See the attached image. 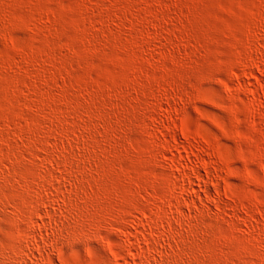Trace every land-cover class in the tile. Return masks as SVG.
Listing matches in <instances>:
<instances>
[{"label": "rangeland", "instance_id": "obj_1", "mask_svg": "<svg viewBox=\"0 0 264 264\" xmlns=\"http://www.w3.org/2000/svg\"><path fill=\"white\" fill-rule=\"evenodd\" d=\"M262 84L264 0H0V264H264Z\"/></svg>", "mask_w": 264, "mask_h": 264}, {"label": "bare ground", "instance_id": "obj_2", "mask_svg": "<svg viewBox=\"0 0 264 264\" xmlns=\"http://www.w3.org/2000/svg\"><path fill=\"white\" fill-rule=\"evenodd\" d=\"M249 33H250V32H249ZM249 33H248V35H249ZM145 43H146V42H145ZM257 77H258V76H257ZM19 78H20V77H19ZM259 79H260V78H259ZM261 83H262V82H261ZM262 85H264V84H262ZM159 120H160V119H159ZM170 126H171V125H170ZM170 126H169L168 128H171V127H172V126H171V127H170ZM174 129H175V128H174ZM169 130H170V129H169ZM169 130H168V131H169ZM165 132L167 133V129H166ZM169 132H170V131H169ZM169 132H168V133H169ZM172 132L174 133L175 131L172 130ZM166 133H164V134H166ZM169 135H171V134L169 133V134L166 135V136H169ZM18 136H19V135H18ZM173 136H174V137H178L177 134H176V135L173 134ZM173 136H172V138H173ZM170 138H171V136H170ZM172 138H171V140H172ZM173 140H176V139H173ZM173 140H172V141H173ZM175 142H177V141H175ZM178 143H179V142H178ZM183 143H184V142H183ZM183 143H181V144L183 145ZM176 144H177V143H176ZM182 145H180V143H179V146H182ZM187 145H188V144H187ZM170 146H171V144H170ZM172 147H173V146H172ZM183 147H184V149H185V146H184V145H183ZM182 149H183V148H182ZM188 149H190V148H188ZM48 150H49V149H48ZM178 150H179V149H178ZM180 150H181V148H180ZM46 151H47V150H46ZM181 151H182V150H181ZM188 151H189V150H188ZM48 152H49V151H48ZM191 153H192V152H191ZM188 154H189V152H188ZM192 154H193V153H192ZM202 166H203V168H204L205 175L202 174V173L200 172V170H198L197 168H196V170L194 169L195 167H194V168L192 167V168L194 169V171H197L196 173L198 174V177H199L201 180L204 181V180L206 179V181H208V179H210V172L212 173V171H210V169L212 170V168H210L211 165H210L209 162H207L206 160L202 159ZM69 174H70V173H69ZM73 174H74V173H73ZM71 177H72V176H71ZM198 177H197V178H198ZM72 178H73V177H72ZM212 181H213V180H212ZM76 182H77V181H76ZM120 183H121V182H120ZM214 183H215V182H214ZM48 184H49V183H48ZM139 184H140V183H139ZM137 185H138V184H137ZM24 187H25V186H24ZM31 187H32V186H31ZM102 187H103V186H102ZM216 187H217V188L219 187V184H218V183L216 184ZM206 188H207V187H206ZM208 188H209V187H208ZM29 189H30V188H29ZM205 190H206V189H205ZM208 190H209V189H208ZM219 190H220V189H219ZM208 192H209V191H208ZM208 192H207V193H208ZM97 193H98V192H97ZM205 194H206V193H205ZM210 194H211V192H210ZM207 195H208V194H207ZM18 197H19V196H18ZM154 197H155V196H154ZM16 199H17V201L19 200V198H16ZM61 199H62V198H61ZM106 199H107V198H106ZM22 200H23V199H22ZM70 200H71V199H70ZM75 200H76V199H75ZM107 200H108V199H107ZM107 200H106V201H107ZM110 200L113 201L112 199H110ZM121 200H122V199H121ZM124 200H125V199H124ZM124 200H123V201H124ZM172 200H173V199H172ZM13 201H14V200H13ZM15 201H16V200H15ZM15 201H14V203H15ZM19 201H20V200H19ZM72 201H73V200H72ZM74 202H75V201H74ZM124 202H125V201H124ZM124 202H122V203H124ZM156 202H157V201H156ZM158 202H159V201H158ZM158 202H157V203H158ZM18 203H19V202H18ZM114 203H115V201H114ZM20 204H21V203H20ZM20 204H19V205H20ZM109 204H111V203H109ZM119 204H120V202H119ZM125 204H126V203H125ZM15 205H16V204H15ZM111 205H112V204H111ZM117 205H118V204H117ZM121 205H122V204H121ZM158 205H159V206L161 205L160 207L162 208V205H163V204H161V201H160V203H158ZM158 205H155V206H156V208H158V210L161 211V208H160ZM17 206H18V205H17ZM33 206H34V205H33ZM122 206H123V205H122ZM157 206H158V207H157ZM141 207H142V206H141ZM141 207H140V208H141ZM143 207H144V206H143ZM163 207H164V205H163ZM17 208H18V207H17ZM106 208H107V207H106ZM119 208H120V207H119ZM148 208H149V207H148ZM156 208H155V209H156ZM164 208H165V207H164ZM33 209H34V208H33ZM78 209H79V208H78ZM120 209H122V208H120ZM124 209H125V207H124ZM127 209H128V207H127ZM146 209H147V208H146ZM177 209H178V208H177ZM162 210H163V211H161V214H162V212L164 213V212L166 211V210H164L163 208H162ZM19 211H21V210H19ZM38 211H39V210H38ZM119 211H121V210H119ZM23 212H25V210H24ZM36 212H37V211H36ZM39 212H40V211H39ZM78 212H79V211H78ZM85 212H86V211H85ZM156 212H157V210H156ZM30 213H31V212H30ZM40 213H41V212H40ZM48 213H49V212H48ZM109 213H110V212H109ZM111 213H113V212H111ZM123 213H124V212H123ZM123 213H122V214H123ZM125 213H126V212H125ZM125 213H124V214H125ZM129 213H130V212H129ZM158 213H159V211H158ZM50 214H51V213H50ZM73 214H74V213H73ZM161 214H159V215L161 216ZM164 214H165V213H164ZM164 214H162V215H164ZM27 215H28V214H27ZM31 215H32V214H31ZM31 215H30V217H31ZM80 216H81V215H80ZM85 216H86V215H85ZM112 216H113V215H112ZM160 216H159V217H160ZM27 217H28V216H27ZM115 217L118 218V219H120V217L122 218V215H121L120 213H118V214L115 215ZM125 217H126V216H125ZM125 217H124V218H125ZM77 218H78V217H77ZM88 218H89V215H88ZM112 218H113V217H112ZM192 218H193V217H192ZM81 219H82V218H81ZM86 219H87V218H86ZM122 219H123V218H122ZM53 222H54V221H53ZM57 222H58V221H57ZM140 222H141V221H140ZM142 222H143V221H142ZM63 223H64V222H63ZM150 223H152V222H150ZM23 224H24V223H23ZM80 224H81V223H80ZM148 224H149V223H148ZM155 224H156V223H155ZM25 225H26V224H25ZM68 225H69V224H68ZM50 226H51V225H50ZM152 226L154 227L153 223H152ZM152 226H151V227H152ZM25 227H26V226H25ZM29 227H30V226H29ZM45 227H46V226H45ZM67 227H68V226H67ZM153 227H152V228H153ZM30 228H31V227H30ZM30 228H29V229H30ZM47 228H48V227H47ZM71 228H72V227H71ZM71 228L68 229V231L71 230ZM93 228H94V227H93ZM154 228H155V227H154ZM154 228H153V229H154ZM27 229H28V227H27ZM27 229H26V230H27ZM31 229H32V228H31ZM31 229H30V230H31ZM58 229H59V228H58ZM73 229H74V228H73ZM131 229H132V228H131ZM155 229L158 231L157 228H155ZM30 230H29V231H30ZM50 230H52V229H50ZM61 230H62V229H61ZM156 230H155V231H156ZM33 231H34V230H33ZM35 231H36V230H35ZM41 231H42V230H41ZM26 232H27V231H26ZM26 232H25V234H26ZM30 232H31V231H30ZM30 232H29V233H30ZM52 232H53V231H52ZM63 232H64V231H63ZM69 232H70V231H69ZM71 232H72V233H69V234H71V236L73 235L74 237H76L75 239H77V240L79 239V241H80V240H83V239H81V236H82V235H81V234L79 235V233H78L77 230L74 229V230H72ZM79 232H80V231H79ZM139 232H140V231H139ZM66 233H67V231H66ZM157 233H158V232H157ZM27 234H28V233H27ZM27 234H26V235L22 234V235L25 237V236H27ZM34 234H35V232H34ZM42 234H43V233H42ZM67 234H68V233H67ZM67 234H66V235H67ZM83 234H84V233H83ZM145 234H146V233H145ZM22 235L20 236V238L22 237ZM31 235H33V233H31ZM49 235H50V234H49ZM51 235H52V234H51ZM85 235H86V234H85ZM143 235H144V234H143ZM160 235H161V234H160ZM28 236H30V234H29ZM28 236H27V237H28ZM43 236H44V235H43ZM47 236H48V235H47ZM53 236H54V235H53ZM57 236H58V235H57ZM67 236H68V235H67ZM67 236H66V238H67ZM69 236H70V235H69ZM71 236H70V237H71ZM149 236H150V235H149ZM10 237H11V236H10ZM16 237H17V236H16ZM33 237H34V236H32V238H33ZM35 237H36V234H35ZM35 237H34L33 239H35ZM41 237H42V236H41ZM50 237H51V236H50ZM60 237H61V236H60ZM83 237H84V236H83ZM143 237H144V236H143ZM22 238H23V237H22ZM22 238L19 239V237H18V238H17V240L19 239L18 242H20V240L22 241ZM28 238H31V236L28 237ZM56 238H57V237H56ZM62 238H63V237H62ZM68 238H69V237H68ZM68 238H67V239H68ZM125 238H126V237H125ZM125 238H124V239H125ZM149 238H150V237H149ZM171 238H172V237H171ZM24 239H25V238H24ZM24 239H23V240H24ZM36 239H37V238H36ZM44 239H45V238H44ZM47 239H48V238H47ZM67 239H66V240H67ZM70 239H71V238H70ZM75 239H73V240L75 241ZM68 240H69V239H68ZM46 241H47V240H46ZM49 241H50V242H49V244H50V243H52L53 240H52V241L49 240ZM61 241H62V240H61ZM71 241H72V240H71ZM71 241H69V242L72 244L74 241H73V242H71ZM84 241H85V240H84ZM165 241H166V240H165ZM22 242H23V241H22ZM37 242H38V241H37ZM47 242H48V241H47ZM47 242H46V243H47ZM53 242H54V241H53ZM55 242H56V241H55ZM67 242H68V241H67ZM81 242H82V241H81ZM86 242H87V240H86ZM142 242H143V241H142ZM185 242H186V241H185ZM40 243H41V242H40ZM42 243H43V242H42ZM56 243H57V242H56ZM61 243H62V242H61ZM79 243H80V242H79ZM132 243H134V242H132ZM132 243L129 241V239H128V240H125V241H124V244H123V245H124L123 247H126V248H128L129 250H132L133 247L136 246V245L134 246V244H132ZM151 243H152V242H151ZM22 244H23V243H22ZM43 244H44V243H43ZM52 244H53V243H52ZM52 244H51L52 247L49 245V248H50V247H51V248H54V249L56 248V252H57V254H58V259H59V261H60L59 264H60L61 262L64 263V264H67V263H68V260H67V258H66V256H65V255H67V254L65 253V250H64L63 245H61L60 247H58L59 244H58L57 246H54V245H52ZM154 244H155V243H154ZM27 245H28V244H27ZM40 245H41V244H40ZM40 245L37 244L36 246H37V247H40ZM67 245H69V243H68ZM182 245H183V244H182ZM41 246H42V245H41ZM142 246H143V245H142ZM142 246H141V247H142ZM37 247H36V248H37ZM67 247H68V246H67ZM84 247H85V246H84ZM141 247L139 246L138 249L136 250V252H137L136 255H137L138 258H139V256H140V257L144 256V252L147 251V250H145V247H143L145 251H144L143 248H141ZM149 247H150V246H149ZM32 248H33V247H32ZM32 248L30 249L31 251H33ZM36 248H34V249H36ZM42 248H43V251H44V249L46 250V247L44 248V246H43ZM110 248H111V247H110ZM136 248H137V247H136ZM167 248H168V247H167ZM54 249H52V250H54ZM112 249H113V248H112ZM37 250H39V248H37ZM116 250H117V249H116ZM116 250H115V251L113 250V251L116 252ZM120 250H121V249H120ZM133 250H134V249H133ZM148 250H149V249H148ZM39 251H40V250H39ZM41 251H42V250H41ZM48 252H49V251H48ZM48 252H47V253H48ZM114 252H113V253H114ZM132 252H133V251H132ZM176 252H177V251H176ZM2 253H3V252H2ZM40 253H41V252H40ZM44 253L46 254V252H44ZM130 253H131V252H130ZM41 254L44 255L43 253H41ZM48 254H49V253H48ZM50 254H51V253H50ZM50 254H49V256H50ZM122 254H124V253H122ZM122 254H120L119 252H116V253H115V256H116V258L120 259L124 264H129L128 260L126 261V257H125V255L123 256ZM40 256H41V255H40ZM44 256H45V255H44ZM49 256H48V257H49ZM54 256H55V254L53 255V257H54ZM5 257H6V256H5ZM137 257H136V258H137ZM35 258H36V257H35ZM44 258H45V257H44ZM44 258H43V260H44ZM144 258H146V257H144ZM209 258H210V257H209ZM38 259H39V258H38ZM45 259H47V255H46V258H45ZM155 259H156V258H155ZM52 260H53V263H54V259H52L51 257L48 258L47 261H48L49 264H53V263H52ZM55 260H56V259H55ZM153 260H154V259H153ZM182 260H183V259H182ZM22 261H23V260H22ZM38 261H39V260H38ZM40 261H41V260H40ZM47 261H46V262H47ZM112 261H113V260H111V263H112ZM117 261H118V260H117ZM131 261H133V260H131ZM140 261H141V260H140ZM208 261H210V260H208ZM43 262H44V261H43ZM92 262H93V261H92ZM142 262H143V261H142ZM157 262H158V261H157ZM7 263H8V262H7ZM111 263H110V264H111ZM2 264H3V263H2ZM18 264H22V263H18ZM33 264H34V263H33ZM38 264H39V263H38ZM43 264H44V263H43ZM45 264H46V263H45ZM55 264H56V263H55ZM92 264H93V263H92ZM94 264H96V262H94ZM112 264H113V263H112ZM121 264H122V263H121ZM134 264H140V263H134ZM142 264H144V263H142ZM160 264H161V263H160Z\"/></svg>", "mask_w": 264, "mask_h": 264}]
</instances>
